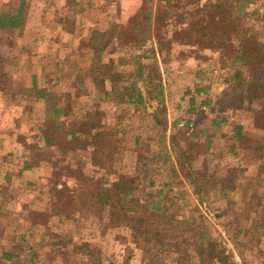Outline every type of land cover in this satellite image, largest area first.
Segmentation results:
<instances>
[{"label": "rangeland", "instance_id": "obj_1", "mask_svg": "<svg viewBox=\"0 0 264 264\" xmlns=\"http://www.w3.org/2000/svg\"><path fill=\"white\" fill-rule=\"evenodd\" d=\"M149 1L164 20L143 21L144 0H27L22 24L0 28L10 79L0 90V264H178V253L146 242L131 219L110 223L108 211L96 206L99 187L125 173L140 176L141 195L163 189L174 217L208 231L239 264H264V155L244 151L233 138L241 125L247 136L264 139V102L226 81L238 67L233 49L243 41L242 28L244 42H264V0H249L238 22H223L236 13L237 0ZM219 2L233 8L216 9ZM19 3L0 0V13H15ZM142 31L147 42L137 47L131 42ZM135 55L158 63L160 72L151 66L146 75L158 74L162 83L167 131L153 119L156 99L151 109L136 110L105 99L94 82L112 65L125 75L118 84L130 85ZM58 107L67 113L52 120ZM223 116L227 121L215 129L213 120ZM88 119L101 126L88 128ZM176 132L182 145L192 144L194 169L218 178L206 193L197 192L188 170L173 171ZM223 181L228 195L220 192ZM8 251L21 256L7 260Z\"/></svg>", "mask_w": 264, "mask_h": 264}, {"label": "trees", "instance_id": "obj_2", "mask_svg": "<svg viewBox=\"0 0 264 264\" xmlns=\"http://www.w3.org/2000/svg\"><path fill=\"white\" fill-rule=\"evenodd\" d=\"M164 1L166 5H170L174 0H160ZM149 0H144V11L140 13L143 17V21L151 24L154 21L164 20L163 15L160 13V9H156V12H152L149 8ZM249 0H237V6L234 7L236 13L234 15L229 14V17H224V21L238 22L242 16L246 13V8L249 5ZM232 5L227 8L224 3H217L214 5L216 9H222L226 11L230 10ZM227 8V9H226ZM203 7L201 10H204ZM27 10V0H20L18 9L15 13L3 12L0 13V28H16L22 24L24 14ZM83 10V9H81ZM254 11L252 15L256 14ZM184 17L181 15L180 21ZM119 25H115L114 30L109 33L110 36H115L118 31ZM64 28L65 25H64ZM66 30L72 32L73 29L67 28ZM240 35L243 39L235 49L234 60L232 66H238L233 69L231 77H227L226 81L229 85L240 90L242 95H246L250 99L258 98L264 102V42L257 45L244 42L247 37V29L242 28ZM141 39L135 43L132 40V44L137 47H141L147 41L146 31L141 32ZM134 38V37H133ZM157 38V37H156ZM157 44L162 48L164 42L162 39H156ZM123 44V43H120ZM155 55V52L153 53ZM137 63V72L134 74L135 79L130 85L120 86L118 82L125 76L123 72L112 70L111 66L103 78H94L100 89L106 93L105 99H116L118 103H127L135 106L136 110H149L151 109L150 101L156 99L158 101L157 106L152 110L153 119L156 124L159 125L163 131H167L168 121L165 116L166 107L164 105L163 86L161 82L156 83L158 74L146 75L147 70L151 66L156 67L160 72L158 63H146L142 60L149 58L150 55H135ZM153 71V68L152 70ZM161 76V74L159 73ZM159 76V77H160ZM110 80L111 87L107 89L106 81ZM139 79L143 80L144 86L138 85ZM10 83V79L4 73L3 60L0 55V90H5L6 86ZM40 97L47 96L46 93H40ZM67 113V107H58L54 110V116L52 120L59 119ZM227 118L223 116L220 120H213V126L219 128L222 122H226ZM88 128L98 129L101 126L100 120L93 122L88 119ZM57 126H60L58 123ZM234 140L240 142V148L244 151H252L258 156L264 155V139H257L244 134L241 129V125L235 127ZM181 132V130H180ZM73 135H77L76 130H72ZM95 139L99 138V134L96 133ZM213 133L209 135L207 140L206 149L209 150L210 145L213 143ZM192 144L182 143L179 140V132L170 135V146L176 148L175 165H173V171L178 167L186 169L187 175L190 176L191 182L199 194L206 191L207 186L214 180L217 183L218 178L215 175H211L208 170L204 169L195 170L191 165L193 154L189 148ZM190 151V152H189ZM170 155H166V159H169ZM171 158V157H170ZM177 165V166H176ZM26 168H30V165H26ZM264 171V166H263ZM70 176L73 177L72 174ZM140 176L135 174H120L109 186H101L98 189L97 196L95 197V203L101 210L106 209L108 211V218L110 223L126 222L130 219L137 229L138 236L142 237L146 242L158 247L162 252H176L178 253V264H239L234 260L233 254L228 251L226 245L223 242L218 241L208 231H198L192 227V224L186 220L178 219L174 217L172 208L174 207V201H171L167 193L163 189L147 190L141 195L140 189ZM224 185L220 188V192L228 195V188ZM229 183V182H228ZM155 182H151L150 186H154ZM208 191V189H207ZM206 191V192H207ZM205 192V193H206ZM186 246L183 249V246ZM85 249L89 250L88 257H93V250L89 244H85ZM21 256L20 251H8L5 254L7 260H12ZM194 258H199L198 262H194Z\"/></svg>", "mask_w": 264, "mask_h": 264}]
</instances>
